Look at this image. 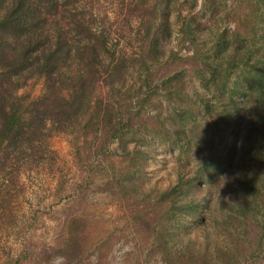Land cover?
I'll return each mask as SVG.
<instances>
[{"label": "rangeland", "instance_id": "374dc122", "mask_svg": "<svg viewBox=\"0 0 264 264\" xmlns=\"http://www.w3.org/2000/svg\"><path fill=\"white\" fill-rule=\"evenodd\" d=\"M263 1L94 0L93 28L109 31L128 71L110 98L117 109L125 106L121 139L103 151L92 136L77 145L67 133L49 139L51 160L20 176L17 197L16 188L11 191L18 201L0 229V264H264V235L251 245L258 237L254 228L233 239V230L219 225L216 234L197 244L191 235L189 243L188 229L181 238L172 235L175 219L159 198L175 168L224 153L232 133H238L236 154L249 150L264 180V147L247 145L249 126L220 131L197 107L199 97L214 103L200 84L208 73L202 62L219 57L223 31L227 41L238 33L258 42ZM173 74L179 81L169 80ZM168 82L171 88H165ZM41 91L42 80L34 79L17 94L35 98ZM96 95L102 97L104 88ZM178 113L192 130L189 144L173 135ZM261 135L264 142L260 128L255 137ZM254 218L264 224V204ZM149 221L153 227L145 225Z\"/></svg>", "mask_w": 264, "mask_h": 264}, {"label": "trees", "instance_id": "16d2710c", "mask_svg": "<svg viewBox=\"0 0 264 264\" xmlns=\"http://www.w3.org/2000/svg\"><path fill=\"white\" fill-rule=\"evenodd\" d=\"M93 2L0 0V229L9 221L19 190L23 192L20 176L51 160L53 135L67 133L75 145L92 136L102 151L121 139L125 106L117 109L110 98L128 71L109 31L93 28ZM226 33L217 42L223 49L216 53L220 57L224 52L222 58L214 56L201 64L208 73L204 71L200 84L212 93L214 103L199 97L198 112L220 131L249 126L247 145L261 149L263 135L255 133L264 129V24L259 36H249L258 38L255 44L238 33L227 41ZM34 79L42 80L39 96L17 94ZM171 79L179 81L178 74ZM99 88H104L102 97L96 95ZM182 115H176L178 123L171 127L177 142L189 144L192 130L186 129ZM232 134L224 153L203 155L192 168H175L174 179L160 191V200L167 202V212L175 219L172 235L181 238L188 229L189 239L192 235L197 244L216 234L219 225L232 229L233 239H244L254 228L258 237L251 245H259L264 224L258 225L254 217L264 204L263 175L250 163L249 150L236 154L238 133ZM145 223L154 226L153 221ZM232 245L226 244L230 254L236 251Z\"/></svg>", "mask_w": 264, "mask_h": 264}]
</instances>
